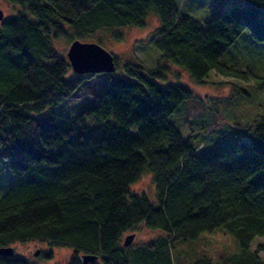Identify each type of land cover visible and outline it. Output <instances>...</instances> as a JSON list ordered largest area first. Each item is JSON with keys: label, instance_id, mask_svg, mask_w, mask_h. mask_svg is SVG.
Wrapping results in <instances>:
<instances>
[{"label": "trees", "instance_id": "1", "mask_svg": "<svg viewBox=\"0 0 264 264\" xmlns=\"http://www.w3.org/2000/svg\"><path fill=\"white\" fill-rule=\"evenodd\" d=\"M11 1L25 10L0 25V147L14 172L0 197V247L71 248L66 264H264V244L253 247L264 236V116L251 124V138L200 154V136L211 127L170 120L193 88L160 82L175 67L192 85L218 79L238 88L230 78L249 73L220 58L246 30L264 42V0L233 3L204 25L180 12L179 0ZM151 11L159 17L148 42L158 54L153 67L114 55L112 73H76L57 46L59 37L123 38L122 28L145 25ZM104 74L92 107L75 117L52 109ZM257 85L264 89V81ZM237 94L210 101L227 114L250 107ZM147 170L156 201L132 188ZM141 224L161 232L123 246ZM217 230L235 244L215 242ZM81 254L97 258L83 263ZM52 255L40 250L38 259ZM38 261L0 254V264Z\"/></svg>", "mask_w": 264, "mask_h": 264}, {"label": "rangeland", "instance_id": "2", "mask_svg": "<svg viewBox=\"0 0 264 264\" xmlns=\"http://www.w3.org/2000/svg\"><path fill=\"white\" fill-rule=\"evenodd\" d=\"M245 2L246 0H179L178 4L180 12L193 16L200 21L201 25H204V22L211 19L217 10L228 8L233 3L244 4ZM1 10L4 13V17H8L16 15L19 10L25 9L22 8L21 3L11 0H0ZM158 26L159 17L155 11H151L146 18L145 25L122 28L123 38H116L111 34H105L104 36L99 33L97 34L102 38L101 45L119 58L129 59L147 67H153L158 59V54L148 42L155 35ZM83 40L99 42L93 38ZM56 42L60 52L66 54L71 43L65 37H59ZM220 61L249 73V79L243 77L230 78L243 90L227 82L217 83L218 79H211L201 85H192L188 75L181 69L175 67L174 71L167 73L165 79L160 80L164 85L183 82L191 85L193 88L195 92L194 96L183 102L176 112L172 114L170 120L178 127L188 122L195 129H200L201 131H205L207 126L211 127L210 131H205L200 136V141L202 142V145L198 149V153L200 154H206L213 150L238 144L241 139L251 138V124H254L264 116V89L259 90L257 85V81H264V42L256 40L251 32L246 30L224 52ZM176 72L180 74L179 80L175 78ZM70 75L71 73H68V76ZM211 75L216 78H229L221 74H215L214 71L210 72L209 76ZM108 78L109 74L102 75L86 93H79L78 97L60 102L53 106L52 109L70 117L77 116L86 108L94 105L96 88L99 90L102 89ZM236 90L239 92L240 97L248 98V101L251 103L250 107H242L234 113L230 112L227 114L220 103L218 106L216 101H210L212 97L232 96V94L238 96ZM50 109L40 113L39 116L48 114ZM90 122L97 123L98 120L90 119ZM248 125L250 126L248 127ZM152 176L151 171H144L140 179L132 185V188L138 192L146 193L152 201H156V185ZM13 181L14 172L10 168L0 147V197L8 190ZM160 232L158 229L153 230L141 224L136 230V236L133 242L139 243L146 241L158 235ZM212 237L215 242L219 239L230 245V247L235 244L232 235L228 233L224 234L221 230L213 233ZM260 244H264V236L258 237L253 247L255 248ZM13 247L17 255L25 256L36 261L39 259L38 255L34 253L38 249L51 251L53 254L52 257L50 259L39 260L38 262L41 264H66L69 257L73 254L71 248L51 247L39 242L16 244ZM260 254L264 258V251H261Z\"/></svg>", "mask_w": 264, "mask_h": 264}, {"label": "water", "instance_id": "3", "mask_svg": "<svg viewBox=\"0 0 264 264\" xmlns=\"http://www.w3.org/2000/svg\"><path fill=\"white\" fill-rule=\"evenodd\" d=\"M4 17V13L0 11V20ZM72 69L76 73H112L116 70L115 56L103 45L94 41H82L75 39L71 42L66 53ZM136 236V233H129L124 236L123 246L130 245ZM40 249L34 254L38 255ZM0 254L14 255L15 248L13 246L0 247ZM96 255L81 254L83 263H88L96 259Z\"/></svg>", "mask_w": 264, "mask_h": 264}]
</instances>
